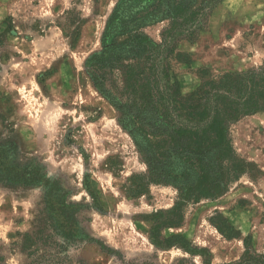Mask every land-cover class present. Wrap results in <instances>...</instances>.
Wrapping results in <instances>:
<instances>
[{
	"label": "rangeland",
	"instance_id": "rangeland-1",
	"mask_svg": "<svg viewBox=\"0 0 264 264\" xmlns=\"http://www.w3.org/2000/svg\"><path fill=\"white\" fill-rule=\"evenodd\" d=\"M116 1L0 0V144H12L13 161L42 176L30 185L0 184V257L5 264H202L213 252L242 249L221 264H264V109L223 125L214 120L206 139L218 143L222 157L198 174L202 189L222 193L181 207L188 242L176 239L168 249L151 242L152 236L165 246L175 233L153 228L172 217L178 189L148 183L144 155L120 123L124 113L94 87L87 65L101 52ZM217 6L193 40L174 38L166 60L182 123L198 113L189 96L201 87L214 92L229 75L264 69V0ZM169 26L167 19L143 31L161 42ZM121 72L108 71L105 88L132 110L141 93L124 88ZM168 140L157 159L174 148ZM226 140L231 148L221 144ZM63 199L76 205L72 221L60 216L63 208L68 216L73 211ZM231 214L246 224L244 235L234 233Z\"/></svg>",
	"mask_w": 264,
	"mask_h": 264
},
{
	"label": "trees",
	"instance_id": "trees-1",
	"mask_svg": "<svg viewBox=\"0 0 264 264\" xmlns=\"http://www.w3.org/2000/svg\"><path fill=\"white\" fill-rule=\"evenodd\" d=\"M221 1L200 0L197 4V0H117L101 35V52L87 59V65L95 71L91 76L94 87L111 105L124 113L125 117L120 123L144 155L148 166V183L164 182L178 189V198L169 211L172 217L163 222L154 221L156 226L153 229L158 233L163 228L181 225V207L188 201L214 198L223 191L202 189L198 174L199 166L213 165L222 157L218 143L206 139L211 134L212 123L218 119V124L223 125L224 122H234L241 116L264 109V69H261L229 75L230 81L222 80L214 92L201 87L196 98L190 95L191 107L198 111L190 118L193 122L191 125L190 121L182 123L175 116L179 108L170 93L172 84L166 64L168 56L175 51L174 38L180 35L183 39L193 40L204 25L205 18ZM167 19L170 26L163 32L161 42L154 41L143 31L145 27ZM113 69L122 71L124 88L131 87L133 92L141 93L132 110L105 88L108 71ZM141 81L146 83L138 90L136 84ZM210 118H213L211 122ZM157 135L165 139L154 142L152 137ZM191 137L195 138L188 143ZM167 140L169 144H175L174 148H163L162 156L157 159L160 142ZM221 144L230 146L228 140ZM13 148L12 144H0V184L30 185L41 181L38 168L19 166L13 161L10 154ZM198 188L199 192L196 193ZM60 203L73 210L68 216L63 208L60 213L63 221H72L76 205H66L65 199ZM158 214L153 213L152 220ZM179 238L188 242L180 233L165 237V246L159 238L152 236L151 242L157 248L168 249L176 245ZM181 248L191 255L199 254L188 249L186 244H182ZM242 261L236 264H244V259ZM0 264H5L4 257H0ZM29 264L45 263L33 261ZM203 264H211L210 256L203 260Z\"/></svg>",
	"mask_w": 264,
	"mask_h": 264
},
{
	"label": "crops",
	"instance_id": "crops-1",
	"mask_svg": "<svg viewBox=\"0 0 264 264\" xmlns=\"http://www.w3.org/2000/svg\"><path fill=\"white\" fill-rule=\"evenodd\" d=\"M218 6L215 8V13L218 12ZM232 216H230L229 218H227L229 220V222L231 223V225L234 227V229L236 230V233H239L240 235L243 234L244 235V231H245V228L244 226L246 225L244 222H241L239 221L237 218H234L233 214H231ZM236 215V214H235ZM184 227V226H183ZM182 226H179V227H176L174 228L173 230L175 231V233H180L182 235H184L186 238L188 237L187 234H185L184 232H181ZM249 228H247V231H248ZM236 240V239H235ZM237 249H238V244H237ZM243 251L244 250H240L239 251L237 250L236 253H228V254H216L214 253L213 251V254L212 256H210V259H211V264H221V263H224V262H227V261H232V260H235L238 258V256L241 255V253L243 254ZM218 259V260H217ZM216 260V262L214 263V261ZM213 261V263H212ZM221 261V262H220ZM202 264H203V260H202Z\"/></svg>",
	"mask_w": 264,
	"mask_h": 264
}]
</instances>
